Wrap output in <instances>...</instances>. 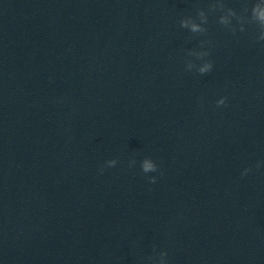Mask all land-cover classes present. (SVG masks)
<instances>
[{
    "label": "water",
    "instance_id": "obj_1",
    "mask_svg": "<svg viewBox=\"0 0 264 264\" xmlns=\"http://www.w3.org/2000/svg\"><path fill=\"white\" fill-rule=\"evenodd\" d=\"M259 10L0 0V264H264Z\"/></svg>",
    "mask_w": 264,
    "mask_h": 264
},
{
    "label": "clouds",
    "instance_id": "obj_2",
    "mask_svg": "<svg viewBox=\"0 0 264 264\" xmlns=\"http://www.w3.org/2000/svg\"><path fill=\"white\" fill-rule=\"evenodd\" d=\"M254 11H255V8H254ZM257 18L262 22L264 23V10H259L257 12ZM186 26V25H184ZM192 30L193 31H198V26L197 25H193L192 26ZM212 68V65L211 64H206L204 67H202L199 71L200 73H206V72H209ZM220 103H223V101H221ZM143 169L145 172L149 171V170H153L155 171L156 169L154 168V166L148 162H145L144 165H143ZM152 183H155V179H152L151 180Z\"/></svg>",
    "mask_w": 264,
    "mask_h": 264
}]
</instances>
